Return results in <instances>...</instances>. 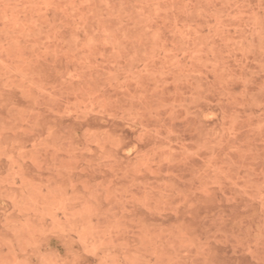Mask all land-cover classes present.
Here are the masks:
<instances>
[{
    "label": "rangeland",
    "instance_id": "obj_1",
    "mask_svg": "<svg viewBox=\"0 0 264 264\" xmlns=\"http://www.w3.org/2000/svg\"><path fill=\"white\" fill-rule=\"evenodd\" d=\"M0 264H264V0H0Z\"/></svg>",
    "mask_w": 264,
    "mask_h": 264
}]
</instances>
